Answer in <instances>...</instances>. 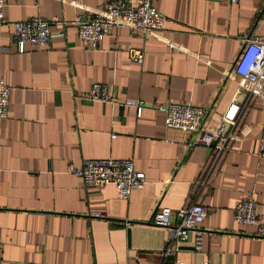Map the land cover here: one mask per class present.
<instances>
[{
  "label": "crops",
  "instance_id": "1",
  "mask_svg": "<svg viewBox=\"0 0 264 264\" xmlns=\"http://www.w3.org/2000/svg\"><path fill=\"white\" fill-rule=\"evenodd\" d=\"M105 1L4 0L0 81L10 95L0 119V264H264V240L234 220L248 193L264 208V84L240 91L231 72L242 39L264 40V0H153L162 31L116 28L93 50L77 22ZM32 18L61 35L19 53L10 24ZM94 83L117 102H141L140 115L90 101ZM235 97L236 138L215 163L210 147H190L194 135L165 128L158 111L170 102L204 108L200 132L210 133ZM105 158L132 159L143 188L123 200L115 186L87 187L70 173ZM191 204L207 209L201 253L193 234L171 240L170 230L149 223L158 208ZM168 245L174 255L163 259Z\"/></svg>",
  "mask_w": 264,
  "mask_h": 264
},
{
  "label": "built area",
  "instance_id": "2",
  "mask_svg": "<svg viewBox=\"0 0 264 264\" xmlns=\"http://www.w3.org/2000/svg\"><path fill=\"white\" fill-rule=\"evenodd\" d=\"M240 0H230L237 4ZM4 0H0V27L4 24L2 10ZM165 17L153 6V0L105 1L100 12L94 13L77 22L78 38L95 50L104 37L112 30L120 27L141 32L144 35L162 31ZM13 36L17 50L22 53L25 45L48 48L53 38L61 34H53L50 24L41 18L12 22ZM130 58L137 64H142L141 50H130ZM231 72L239 78V90L250 88L258 92L264 84V40L256 36L244 38L240 52L232 65ZM238 90V94H239ZM10 88L0 81V119H6L9 109ZM87 98L92 102H102L120 107H132L140 115L143 104L139 101L127 100L117 102L109 88L104 84L94 83L90 86ZM240 107L236 97L231 100L222 112L217 127L213 132H200L208 112L206 109L192 104L166 103L159 106L158 111L164 115V126L167 129H177L194 135L190 147L203 144L211 148L213 163L227 150L228 143L236 138L235 128ZM199 133V135H198ZM257 156L264 158V134L259 141ZM70 173L81 179L83 184L94 189H102L107 185L115 186L118 196L127 200L133 190L143 188L145 176L136 172L133 160L130 158H105L85 161L79 168H71ZM207 216V209L200 204H191L186 208L171 210L156 209L150 219V224L158 228L168 229L171 240H184L191 233L194 237L193 249L196 253L203 251V238L207 234L201 228ZM236 223L254 228L255 237L264 240V208L258 210L253 194H246L234 208ZM2 246L0 245V256ZM166 259L174 255V249L168 245L162 252Z\"/></svg>",
  "mask_w": 264,
  "mask_h": 264
}]
</instances>
